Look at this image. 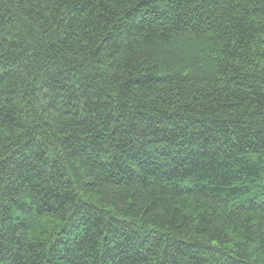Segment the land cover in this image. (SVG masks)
<instances>
[{
	"label": "trees",
	"instance_id": "1",
	"mask_svg": "<svg viewBox=\"0 0 264 264\" xmlns=\"http://www.w3.org/2000/svg\"><path fill=\"white\" fill-rule=\"evenodd\" d=\"M0 264H264V0H0Z\"/></svg>",
	"mask_w": 264,
	"mask_h": 264
}]
</instances>
